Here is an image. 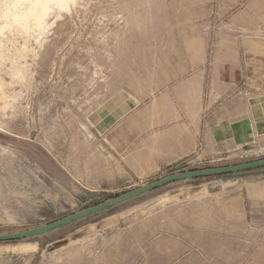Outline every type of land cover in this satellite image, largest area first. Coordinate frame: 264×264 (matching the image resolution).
<instances>
[{
    "label": "rangeland",
    "instance_id": "rangeland-1",
    "mask_svg": "<svg viewBox=\"0 0 264 264\" xmlns=\"http://www.w3.org/2000/svg\"><path fill=\"white\" fill-rule=\"evenodd\" d=\"M187 67L201 86L173 84ZM220 112L237 142L161 165L177 118ZM262 159L264 0H0V236L173 174ZM224 201L247 209L255 233L240 264H264V167L170 183L0 242V264H121L110 239L132 218Z\"/></svg>",
    "mask_w": 264,
    "mask_h": 264
},
{
    "label": "crops",
    "instance_id": "crops-1",
    "mask_svg": "<svg viewBox=\"0 0 264 264\" xmlns=\"http://www.w3.org/2000/svg\"><path fill=\"white\" fill-rule=\"evenodd\" d=\"M193 71L187 67L173 72V84L187 88L201 86V78ZM221 112L198 119L177 118V125L166 134L168 155L161 165L206 155L209 142L215 146L225 140L237 142L238 126L230 121L232 117ZM211 204L132 218L120 234L110 239L115 243L113 246L120 247L121 264H208L209 254L217 264H240L241 247L255 240V233L250 232L249 212L230 201Z\"/></svg>",
    "mask_w": 264,
    "mask_h": 264
},
{
    "label": "water",
    "instance_id": "water-1",
    "mask_svg": "<svg viewBox=\"0 0 264 264\" xmlns=\"http://www.w3.org/2000/svg\"><path fill=\"white\" fill-rule=\"evenodd\" d=\"M263 167H264V159L253 161V162H248V163H244L240 165L229 166V167L213 168V169H205V170H200V171H189V172L173 174V175L161 178L150 184H147L139 188H136L134 190H131L129 192H126L124 194L118 195L112 199H109L100 204H97L95 206H92L82 211H79L77 213H74L70 216L64 217L50 224H46V225L31 229V230L19 232V233L2 235L0 236V242L19 241V240H25V239L44 235L46 233L62 228L68 224H71L73 222H76L88 216L101 212L119 203H122L124 201H127L129 199H132L141 194H144L146 192H149L151 190L157 189L163 185H167L170 183L185 181V180H192V179H197V178L228 175L232 173H237V172H242V171H247V170H252V169H258V168H263Z\"/></svg>",
    "mask_w": 264,
    "mask_h": 264
}]
</instances>
